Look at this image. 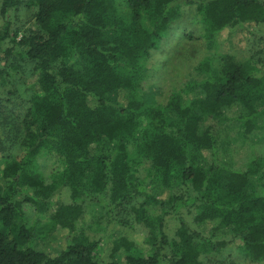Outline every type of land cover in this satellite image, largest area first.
<instances>
[{
    "label": "trees",
    "instance_id": "trees-1",
    "mask_svg": "<svg viewBox=\"0 0 264 264\" xmlns=\"http://www.w3.org/2000/svg\"><path fill=\"white\" fill-rule=\"evenodd\" d=\"M23 4L3 0L0 10L8 62L0 79L11 83L8 67L30 69L29 107L8 121L20 156L3 158L0 264H201L229 250L264 264V157L242 171L224 166L216 132L230 114L244 137L264 130V56L253 65L230 54L204 58L198 78L164 104L144 89L150 58L178 31L200 25L188 40L200 35L212 48L225 30L264 24V3L29 0L31 25L15 29L9 15ZM185 7L196 12L192 26ZM45 154L59 158L49 179L39 166ZM63 189L68 203L58 198ZM26 204L46 222L22 224ZM89 204L102 211V236L86 222ZM108 226L143 227L147 249L120 236L102 259ZM55 233L65 247L48 252Z\"/></svg>",
    "mask_w": 264,
    "mask_h": 264
},
{
    "label": "rangeland",
    "instance_id": "rangeland-1",
    "mask_svg": "<svg viewBox=\"0 0 264 264\" xmlns=\"http://www.w3.org/2000/svg\"><path fill=\"white\" fill-rule=\"evenodd\" d=\"M28 1L24 0L21 7L10 12L9 17L15 29L31 25L32 12L26 8ZM260 1L264 3V0ZM2 2L3 0H0V10ZM184 9L185 21L189 26H192L190 21L196 18V12L194 8L185 7ZM1 26L2 19L0 16V28ZM198 26L200 25L178 31L169 44L164 43L162 48L150 58L148 68L151 75L145 82L144 89L149 91L152 100L164 104L173 90H179L188 81L197 79L198 73L195 72V68L204 58L230 54L240 62L253 65L255 60L264 56V24L246 25L243 29L238 30H225L219 35L216 46L212 48L208 46L204 39L200 38V35H197L198 37L195 40H188L186 33L189 30L197 32ZM11 46L10 42L3 45L4 48ZM7 63L4 55L0 53V69L5 68L4 66ZM18 71L21 72L15 74L8 67L6 73H9V75L2 74L4 79L10 77L9 82L12 80L11 83L0 79V175L6 151H8V155L20 156L19 135L16 131L11 133L8 121L23 117L30 104L29 94L23 92L24 81L26 82L28 79L30 69L22 66ZM21 77L23 78L20 79ZM235 116L237 115L230 114L229 119L216 122V132L219 136L221 164L242 171L246 169L250 160L264 157V130H255L252 134L244 137L243 128L236 121ZM58 163L59 158L54 154H45L40 158L39 166L47 179H49L48 175L51 174ZM146 167L148 168L147 165ZM146 175L147 172L142 173L143 177ZM58 198L64 203H68L70 199L67 189H63ZM101 212L98 206L89 204L87 207L86 222L94 229L92 233L99 234V236L103 235L104 226H106L105 220L100 219ZM24 213L25 217L21 222L22 224L36 226L46 222V219L39 215L35 206L31 204L24 205ZM99 228L100 230H98ZM107 234L108 236L102 239L99 249L100 257L104 260L108 261L110 259L112 241L120 236H125L134 241L143 250L147 249L144 244L147 231L141 226H135L134 228L108 226ZM53 237L56 239H53ZM45 245L48 252L61 250L62 247H65L63 236L60 233L51 234L48 239H45ZM201 264H249V262L229 250L223 255L205 254L201 257Z\"/></svg>",
    "mask_w": 264,
    "mask_h": 264
}]
</instances>
